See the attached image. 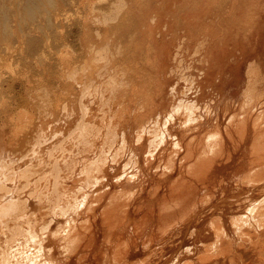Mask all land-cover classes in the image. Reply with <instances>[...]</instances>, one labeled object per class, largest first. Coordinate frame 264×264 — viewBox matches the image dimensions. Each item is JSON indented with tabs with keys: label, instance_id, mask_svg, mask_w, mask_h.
I'll return each mask as SVG.
<instances>
[{
	"label": "bare ground",
	"instance_id": "1",
	"mask_svg": "<svg viewBox=\"0 0 264 264\" xmlns=\"http://www.w3.org/2000/svg\"><path fill=\"white\" fill-rule=\"evenodd\" d=\"M99 1L0 0V264H264V6Z\"/></svg>",
	"mask_w": 264,
	"mask_h": 264
},
{
	"label": "rangeland",
	"instance_id": "2",
	"mask_svg": "<svg viewBox=\"0 0 264 264\" xmlns=\"http://www.w3.org/2000/svg\"><path fill=\"white\" fill-rule=\"evenodd\" d=\"M100 1H102L101 3H106V0H104V1L100 0ZM108 1H112V0H107V2ZM216 1L217 0H197L194 3V7H197V8H200V9H213V4H215ZM231 1L232 0H221V6H222L221 8L222 9H228V8H230V4H231V7H232V2ZM241 5H243V7H246L247 10H250V9L256 10V9H260L261 8L259 6H264V0H239V3L233 5V7L234 6H241ZM26 6H27V4H26V2H24V6H23V9H21L20 14H16V17H15L16 20L15 21L18 20V22L13 23L14 30L16 31L15 34L13 33V36H12L13 38H15L18 34H20V29H21L22 26L24 28H28L31 25V23H32L31 18L29 19V17H27L26 15H25L26 17L24 16L25 7ZM191 9H196V8L192 7ZM86 10L88 11V9L86 7H83V8L76 7V6L75 7H70L68 9L69 12L67 13V18L68 19L66 20L65 24L66 25H70V24L73 25L72 24L73 22H75V24H76V23L79 22V20L81 18L84 19L86 17ZM100 16H102V15H100ZM111 16H113V14ZM20 17H21V19H20ZM108 22H109L108 25H111L110 20ZM104 23H106V22H104ZM104 23L101 22V24H104ZM75 24L73 25L74 27H76ZM19 26H20V29H19ZM70 30L71 29H68L67 27L59 28L58 30L57 29H53V30L49 31V33H48L49 35H47L46 37L44 36V33H43L42 36H44V41L42 42V46L44 45V42H46L45 44L48 47V48L46 47V53L47 54L49 53L51 47L53 49H55V48L58 49L59 51H57V50L56 51L59 53L62 50L61 43H64V42L69 43V44L74 43L75 41L72 38H67L68 37V32ZM200 32H201V30H200ZM46 38H48V39H46ZM47 40H49V41H47ZM16 43H17L16 40H14L13 43H11V49L13 48L12 49V51H13V55L12 56L20 57L21 54H22L21 53V46H18V43L17 44ZM25 46L26 45H24V47ZM73 47L76 49L75 46H73ZM14 50H16L15 53H14ZM0 52L2 53V56H3V54H5V45H4V42L2 40H0ZM15 64H16V62L13 59H12V61L9 60L8 58L0 59V76H3V78H6L7 76H10L11 73H13V71H15V72L19 71L18 75L22 76L24 74L23 73V70H24L23 66L19 65L17 67V69L15 70V68H14V67H16ZM29 74H30V72H29Z\"/></svg>",
	"mask_w": 264,
	"mask_h": 264
}]
</instances>
